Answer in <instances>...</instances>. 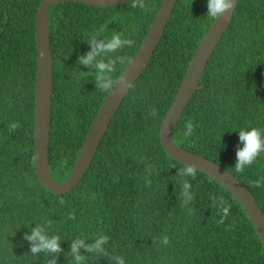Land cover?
<instances>
[{
    "label": "trees",
    "instance_id": "obj_1",
    "mask_svg": "<svg viewBox=\"0 0 264 264\" xmlns=\"http://www.w3.org/2000/svg\"><path fill=\"white\" fill-rule=\"evenodd\" d=\"M40 1L0 0V264H48L51 259L74 264L72 240L83 237L91 244L87 238L100 234L110 237L109 256L81 249L84 264H117L110 258L116 255L125 264H264V246L241 203L203 172L197 171L195 179L179 177L185 165L169 157L160 141L163 117L216 18L207 16L208 0L176 1L148 65L115 112L88 170L62 194L46 189L34 166L35 10ZM161 1L145 0L148 12L133 9L130 0L107 7L68 1L48 9L53 68L48 161L56 181L70 174L108 93L97 89L96 69L78 63L91 50L87 40L93 34L103 39L122 34L133 45L98 59H131ZM127 63H116L115 81ZM188 120L195 127L185 138ZM17 122L19 127L10 131ZM253 126L264 128V0H237L172 138L234 174L264 213V153L242 173L234 168L237 147H242L238 130ZM182 179L192 184L194 199L187 205ZM256 180L261 187L253 185ZM213 196L231 205L223 224L217 223L222 213ZM45 220L52 221L48 233L60 236L63 251L33 255L24 235ZM165 235L168 245L160 243Z\"/></svg>",
    "mask_w": 264,
    "mask_h": 264
},
{
    "label": "water",
    "instance_id": "obj_2",
    "mask_svg": "<svg viewBox=\"0 0 264 264\" xmlns=\"http://www.w3.org/2000/svg\"><path fill=\"white\" fill-rule=\"evenodd\" d=\"M68 1L107 7L117 6L129 0H41L35 10L36 84L33 155L34 157L37 156V160L34 159V166L41 184L56 194L67 193L72 190L88 170L115 112L126 97L130 87L148 65L163 36L177 0L161 1L143 40L131 57L132 63L128 61L116 79L117 85L108 91L94 115L70 174L64 181L58 182L50 172L48 161L53 68L47 13L53 4ZM236 5L237 0L232 10L219 18L216 17L200 40L176 94L163 117L160 127V141L169 157L183 165H195L198 171L220 183L241 203L264 246V213L249 189L219 163L177 146L172 138L174 127L192 95L198 89L207 63L232 20ZM124 80H127L131 86L126 87L123 83Z\"/></svg>",
    "mask_w": 264,
    "mask_h": 264
},
{
    "label": "clouds",
    "instance_id": "obj_3",
    "mask_svg": "<svg viewBox=\"0 0 264 264\" xmlns=\"http://www.w3.org/2000/svg\"><path fill=\"white\" fill-rule=\"evenodd\" d=\"M236 0H208L207 3V16L211 17H221L226 12L232 10L235 6ZM130 6L133 9L139 8L144 12H148L149 6L146 4L145 0H130ZM87 42L90 46V51L81 55L78 59V63L84 65L88 68H95V80L96 87L101 91H110L113 89L114 85H117L112 77V73L116 70V63H124L128 60L132 63L130 58L124 56H117L115 60L109 59L105 62L104 59H98L102 55H108L110 53H116L125 47H131L134 41L128 37H124L122 34L116 33L113 34L108 39L98 38L97 34H93ZM82 77H85L89 73H80ZM126 87H130L131 84L127 81H123ZM151 115L156 117L158 115L157 109L153 108ZM19 127V123H12L9 125L10 131H15ZM194 124L192 120H188L185 124L186 131L183 132L185 138L190 137L194 131ZM239 142L242 147L238 146L236 150V163L235 170L236 172L242 173L246 167L251 166L256 162L257 158L264 153V128L260 127H250V128H241L238 130ZM37 160V156L34 157ZM152 166L149 165L146 168V171L151 172ZM198 168L195 165H187L181 169H178L177 175L181 178L191 177L192 179L196 178ZM146 183L151 184V181L146 177ZM182 191L181 198L185 205L189 204L194 196L191 192L192 184L188 179H182ZM253 185L257 188L261 187V180L253 181ZM214 206H218L219 213H222L221 219L217 221L218 224H223L224 219L229 215L231 205L224 199L223 196L219 198L213 196ZM59 203L63 205L65 203L64 199H60ZM218 213V214H219ZM69 219H75L74 213L68 214ZM52 227V221L45 220L42 223L36 224L32 227L30 232L25 233L24 239L27 240L30 244V252L33 255H38L40 253L45 254H58L62 250L60 247L61 238L59 235H49L48 229ZM83 237H77L72 240L70 244L71 256L73 258L74 264H84L87 257L81 255L80 250L83 249L87 253H93L103 256H109L108 251L105 248V245L108 244L110 237L107 235H97L95 237H88L87 239H92L93 243H85ZM163 245H168L170 243L169 238L165 235L160 241ZM111 259H114L117 264H125L124 259L119 256H111ZM48 264H57L56 259H51L48 261Z\"/></svg>",
    "mask_w": 264,
    "mask_h": 264
}]
</instances>
